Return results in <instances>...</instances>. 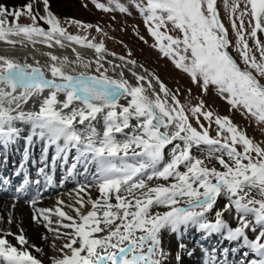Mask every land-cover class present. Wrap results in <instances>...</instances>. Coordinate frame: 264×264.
<instances>
[{"label":"snow or ice","instance_id":"snow-or-ice-1","mask_svg":"<svg viewBox=\"0 0 264 264\" xmlns=\"http://www.w3.org/2000/svg\"><path fill=\"white\" fill-rule=\"evenodd\" d=\"M222 2L227 24L217 0H92L104 12L135 9L151 47L188 78L187 87L170 88L131 50L109 51L100 25L62 20L51 0H0V41L74 54L42 53L43 65L0 54V147L24 141L14 171L23 182L0 215V264H43L29 249L47 255L11 211L22 196L45 229L40 238L53 234L49 264H185L195 254L183 242L192 229L229 245L205 252L203 264H264V141L205 100L214 92L264 132V0ZM29 162L42 180L29 178ZM58 167L76 180L70 201L37 207ZM166 234H174L167 247Z\"/></svg>","mask_w":264,"mask_h":264},{"label":"rangeland","instance_id":"rangeland-1","mask_svg":"<svg viewBox=\"0 0 264 264\" xmlns=\"http://www.w3.org/2000/svg\"><path fill=\"white\" fill-rule=\"evenodd\" d=\"M4 2L8 4L20 3L18 2V0H4ZM100 2L108 3V0H100ZM120 2L124 4H128L129 0H120ZM83 4H86L87 6L84 7L82 6ZM67 6L69 7V10H66ZM218 7L220 10L221 18L227 24V16L223 7L222 0H218ZM53 10L57 13V15L61 17L62 20L66 17H72L84 21L86 23L100 25L104 29V31L107 32L108 34L107 37H104V43L109 51L116 52L118 55L127 56L128 51L131 50L132 53L131 58L135 59L138 64H143L144 67L149 69V71L156 72L161 77V79L164 80V82L168 85V87L176 88L179 86L181 88H184L189 85L188 78L184 74L176 70L174 66L171 64V62L167 58L163 57L158 52V50L153 49L151 47L152 38L148 36L145 29V25L143 24L141 17L135 11V9H131L132 15L121 13L119 10L104 12L100 9H97L95 5L92 3V0H66L63 1L59 6L58 5L55 6ZM21 22L23 23L28 21L22 19ZM137 26L139 32L142 35H145L146 39H148L149 41L148 44H145L139 40L134 30ZM68 31L76 33L78 29L75 28L74 26H69ZM89 35L90 37L95 36L97 41L101 38L100 35L95 32L94 29L90 30ZM230 36H231V32H230ZM20 50L23 51L22 49ZM28 51L31 50L25 49V52ZM47 51L48 50H46V52ZM36 52L38 53L37 50ZM40 55H42V53H40ZM42 57L43 55L42 56L30 55V57H28L27 59L29 63L33 62V58L38 59L43 65L47 62L48 58L45 55L43 58ZM116 63H120V62L116 60ZM136 70L139 71L138 69ZM125 75L128 79L130 80L132 79L130 73H128L127 71H125ZM192 95L194 97L197 95L194 86H193ZM181 100L183 102V97H181ZM205 100L208 104L211 105L214 111H217L220 114H230L233 116L234 121L239 123L241 127L247 126L248 134L250 136L255 137L257 141H264V132H262L255 124L248 126V121L241 119V117L238 114L234 112L229 113L228 105L226 104V102L223 99H221L219 96H217L214 92L211 95L205 97ZM67 191H68V195L70 196L72 190L70 189V191L69 190ZM55 195H58V193ZM49 201L50 203H52L51 200ZM220 257L222 256L220 255ZM198 262L200 263V260H198Z\"/></svg>","mask_w":264,"mask_h":264},{"label":"bare ground","instance_id":"bare-ground-1","mask_svg":"<svg viewBox=\"0 0 264 264\" xmlns=\"http://www.w3.org/2000/svg\"><path fill=\"white\" fill-rule=\"evenodd\" d=\"M63 1H66V0H51L52 8H54L57 5L59 6ZM18 2H21V0H18ZM66 10H69L68 6L66 7ZM76 47H77L78 51H80L84 56H86L88 58H91L94 55V50L82 48L80 46H76ZM20 49H22L23 51H21ZM25 49L31 50V51L25 52ZM45 49L48 51L54 52L58 56L68 55L70 58H74V54L71 52V48H67V47L66 48H60L59 46H56L52 49H49V48H47L46 45L37 44V45H35V47H33L32 45H29L26 48L17 45V47L13 49V48H10L9 46H7L4 42L0 41V53L1 52L5 53L6 50H13L16 52V54H18V55L20 54L21 56H25V54L28 57H30V55L31 56L32 55L42 56V55H40V53L46 52ZM36 50L38 51L39 54L36 52ZM34 52H36V53H34ZM43 57H44V55H43ZM108 58L109 59H115L114 57H111V56H109ZM137 69L141 72L143 71L140 68H137ZM39 151H40V147H39V145H37L36 148L34 149V152L36 153V155H38ZM52 153H53V150L50 149L49 150V156H51ZM78 178L81 179L80 177H78ZM74 185H76V180H74V182H72V183L70 182V183H67L66 185L62 186L58 191L62 190L64 187H65L64 189H66V190H69V191H70V189L73 190ZM93 195H96V193L93 192ZM68 196H69L68 191L67 192H64V191L59 192V194L53 196V198L52 197L44 198L41 201H39L37 204V207H45V208L55 207L56 200L58 198L63 199L65 201H70V196L69 197ZM49 200H51L52 203H50ZM11 204H12V202H8L7 200H3L2 198H0V215H7V212L9 211V208L7 206L11 205ZM11 211L13 212V215H14L16 222L20 223V225L24 228L25 234L28 237L30 243L34 244L38 247L43 248L44 253H47V255H42L41 253L36 252L35 249H29V251L32 252L33 255H36L38 258H40L43 261V264H49L48 257L54 254L52 248L49 246V243L52 240L53 234L52 233H46L48 235V241L42 240L40 238L41 234L45 233V229L39 225H36L31 220L32 210H31V206L29 204L16 203L15 209H11ZM5 227H6V225H5ZM12 230L13 231L16 230V224L15 223L12 225ZM199 234H200V232L195 230V229L189 230L184 235L183 242L186 243L189 248H194L193 245L190 243V238L191 237L197 238V236H199ZM173 236H174V234H166L165 235L164 240H165V246L166 247L168 246L169 242L173 239ZM218 237L219 236H217V235H213V236L207 237L206 239L204 238L202 241L205 243V245H207L208 249L213 244V242L214 243L217 242L214 248H220L222 246L223 247L229 246L228 244H225L226 242H223L220 237H219V240H217L216 238H218ZM9 239H11V237H9ZM13 242L15 243V241H13ZM203 258L205 259V255L204 254L202 255V252L199 249H195V254L191 258H189L187 255H185L184 261H185V264H201L198 262V260L201 259V261H202ZM232 259H239V253L235 254L234 256H229V260H232Z\"/></svg>","mask_w":264,"mask_h":264}]
</instances>
